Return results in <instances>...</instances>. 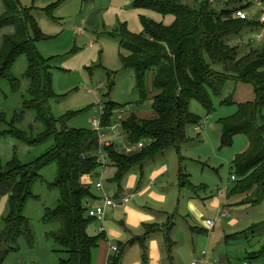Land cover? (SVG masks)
I'll return each instance as SVG.
<instances>
[{"label": "rangeland", "instance_id": "obj_1", "mask_svg": "<svg viewBox=\"0 0 264 264\" xmlns=\"http://www.w3.org/2000/svg\"><path fill=\"white\" fill-rule=\"evenodd\" d=\"M16 1L30 11L34 24L42 32L37 39L36 27L31 22L27 25L26 30L35 41L37 50L51 65L54 96L49 97V105L55 118L66 117L68 126L73 128L94 129V119H100L102 106L109 101L123 106L122 115L134 112L140 117H152V101L140 104L136 70L123 64L120 47L122 28L126 26L134 33H144L145 18L171 24L175 20L174 15H163L154 9L138 6L137 0ZM186 2L200 11L206 6L217 12L245 7L249 24L239 34H231L225 40L238 46L239 57L252 50L264 49V0ZM18 9L21 10L20 7ZM4 10L0 0V15ZM20 22L17 25H21ZM13 31L10 25L0 30V49L3 35ZM213 67L223 70L220 64ZM27 68V57L19 56L12 68L21 80L19 91H14L8 81H0V112L7 116V123L1 128H9L15 121L21 129L36 136L43 130V124L37 121L34 108L24 106L25 101L31 98L29 80L25 76ZM151 82L149 76L148 86ZM212 99L214 109L211 113L199 100L190 101V108L199 117V123L187 125L188 140L181 147L182 161L176 149L170 148L147 161L143 167L144 174L140 167H136L125 176L122 186L125 193L133 194L131 201L124 206L118 203L116 209L107 214L106 223L101 222L107 227L113 245L119 246V242L128 244L129 228L134 233L144 234L145 220L159 222L162 228L166 224L173 225L171 238L174 247L171 252L166 229L157 232L154 238L165 264H191L194 260L201 264H213L215 261L220 264H264V200L253 205H232L240 197L230 196L234 186L233 175L237 174L233 161L238 154L250 148V141L247 135L237 134L232 146L223 147L220 123L222 117L237 111L239 103L256 101L257 93L253 83L230 79L223 93L213 95ZM224 100L230 103H223ZM121 134L113 136L112 140L120 148L127 149L128 142ZM52 143L50 140L31 146L11 135L0 136V161L5 165L17 154L22 161L30 162ZM181 167L197 190L180 186ZM40 173L44 181L35 184L33 192L37 197L27 202L25 220L16 235L6 228V218L11 213L10 194H0V234L6 233L5 239L0 241V264H60L62 258L69 256L50 235L60 230L61 223L44 221L46 208H55L60 198L59 192L49 186L56 178L57 164L53 163ZM107 180L106 177L105 185L112 191L109 194L116 198L119 185ZM96 181V178H91L92 190H95ZM140 184L146 190L144 193L138 190ZM86 205L89 212V202ZM133 209L142 214L133 212ZM147 214L154 215L156 220L151 221ZM139 216L143 221L137 225ZM208 219L217 220L215 228L208 227ZM92 232L98 233L97 229ZM151 241L146 248L141 244L129 247L123 264H152ZM11 246L14 250L5 253ZM203 252L207 253V258Z\"/></svg>", "mask_w": 264, "mask_h": 264}, {"label": "trees", "instance_id": "obj_2", "mask_svg": "<svg viewBox=\"0 0 264 264\" xmlns=\"http://www.w3.org/2000/svg\"><path fill=\"white\" fill-rule=\"evenodd\" d=\"M4 12L0 15V30L6 25L13 26L12 33L4 34L0 49V81L6 80L14 91L21 88V80L13 73L17 58L25 55L28 68L25 76L29 80L30 99L25 108H34L37 121L43 130L36 136L16 125L2 129L7 116L0 112V136L11 135L28 145H41L50 140L52 145L40 156L24 162L15 154L3 165L0 161V194H10L11 213L6 218V228L13 235L24 222V210L32 197H37L33 188L44 181L41 170L53 163L57 164V175L49 184L59 192L60 198L55 208H46L44 221L60 222L61 228L50 235L61 245L69 256L60 264H94L93 251L103 239V233L92 235L90 225L97 218L89 215L86 203L94 197L91 178L98 173V151L100 137L94 129H77L68 126V119L58 120L51 112L49 97L54 96L51 65L37 50L35 41L26 28L33 23L37 39L42 32L34 24L30 11L18 5L16 0H2ZM138 6L154 9L163 15L172 14L174 22L165 24L144 19V33H134L124 26L120 47L121 57L126 67L134 68L137 74V88L141 92L140 104L152 101L151 118L127 113L122 119V129L128 146L141 148L128 151L116 142L105 146L112 168L115 169L110 181L122 185L125 176L134 168L143 170L145 163L163 154L167 149H176L181 161V147L187 142V125L199 123V117L192 112L190 101L199 100L211 113L214 109L212 96L220 95L228 80L253 83L257 99L238 104L237 111L220 119L223 127V147H230L237 134H245L250 148L236 156L233 165L236 179L231 188V197H240L239 205L257 204L264 200V49L252 50L239 57L238 46L229 44L225 38L239 34L248 23V17L237 16L239 9H224L220 12L206 9L200 11L186 0H137ZM21 8V10L18 9ZM246 11V10H245ZM22 20L20 22V20ZM21 23V25H17ZM127 51L128 53H125ZM207 58L208 61H207ZM222 65L223 70L213 66ZM151 84L148 86V77ZM223 103H230L224 100ZM104 106L102 125L107 127L117 121L123 106L109 101ZM150 141L149 144L146 142ZM112 170V169H111ZM180 186L198 188L180 170ZM169 246L173 225L165 226ZM163 227V228H164ZM161 225H151L141 238L143 244L152 232L162 230ZM11 232L9 234H11ZM6 233L0 234L3 241ZM136 242L133 240L131 243ZM14 250L9 247L5 253ZM124 249L110 257L109 264H121Z\"/></svg>", "mask_w": 264, "mask_h": 264}, {"label": "crops", "instance_id": "obj_3", "mask_svg": "<svg viewBox=\"0 0 264 264\" xmlns=\"http://www.w3.org/2000/svg\"><path fill=\"white\" fill-rule=\"evenodd\" d=\"M114 172H115V170H113V168H112L111 172L108 175L105 176V180H106V177H107V179H108L107 181L108 182H112V181H110V179L114 175ZM141 172H142V174H144L143 173V170H141ZM93 178H96L97 181L99 179L98 177H93ZM105 180H104V188L103 189H98L96 187V183H97V181H96L95 186H93L94 187L93 189H95V190H93L94 197L89 200V204L90 205H95V204L103 203L106 196H110L111 198H113L109 194L112 191L110 189H108V186L105 185L106 184L105 183L106 182ZM123 182H124V180H123ZM123 182H122V184H124ZM118 188H119V191H118L117 195H115L116 198H114V199L116 201H119L120 206H124V205H126L127 203H129L131 201V199L133 197V194H131V192L125 193V188H123L122 185L121 186H118ZM138 190L140 192H142V193H144L146 191L145 189L141 188V184L139 185ZM113 192H114V190H113ZM118 197H120V198H118ZM239 200H237V201H235V203H231V204L232 205H239V204L236 203ZM116 207H117V205L115 207H109V208H107V212H106L105 219L103 221L102 220H99V219L94 220L93 223L89 227V231H90V233L92 235H100L101 233H103V239L101 240L99 246L97 248H95L94 251H93V262H94V264H109L110 257L113 254H116V253H118L119 251H121L123 249L125 251L124 256L126 257V255H128L126 253H128V251L130 250L129 247H132L134 244H141V245H143L146 248V246H147V244H148V242H149L150 239H152L151 244H152V247H153L152 248V254H151V258H152V261H153L152 264H165V263H163L162 258L160 257L161 250H160L159 244L154 239L155 236H156V234H157V232L162 231V230H158V231L152 232L149 235L148 239L146 241H144L143 244L141 243V238L144 237V235H146V233L149 230V226H151V225H162L159 222H145V220L143 221L141 219V217L139 216V220H138L137 225H139V223H141L143 221V226H144V228H146L144 234L134 233L133 231L130 230L131 228H129V234L127 235L128 239H126L128 241V244L124 245L123 242H119L120 245L117 246V244L116 245H113V243H111L110 236L107 233V231H108L107 230V227L105 225H103V224L106 223L105 221L107 220V214L109 212L114 211L116 209ZM132 211L133 212H136V213H139V214H142V212L137 211L136 209H133ZM133 215L137 216V214H135V213H133ZM146 216L150 217V220L151 221L156 220V217L154 215L150 216V215L147 214ZM101 222L102 223L105 222V223L101 224ZM216 222H217V220H216ZM97 223H98V226L95 227V225ZM165 226H169V224H166ZM100 227H105L104 232H101L100 231ZM94 229H97L98 233L97 232L96 233L92 232V230H94ZM163 229H166V227H164ZM172 230H173V228H172ZM172 230H171V233H172ZM166 234H167V231H166ZM133 240H136V242L131 243ZM166 240H167V236H166ZM167 243H168V250L171 252L172 249H173V247H174V244L172 245V248H171V246H169V242L168 241H167ZM173 243H174V241H173ZM113 246L114 247H117L118 250L117 251H113V249H112ZM203 254L206 257V254L207 253L206 252H203ZM170 255H171V253H170ZM172 257H175V256L172 254ZM124 260H125V258H123V261H122L121 264L124 263ZM172 261L174 262V260H172ZM172 264H174V263H172Z\"/></svg>", "mask_w": 264, "mask_h": 264}, {"label": "built area", "instance_id": "obj_4", "mask_svg": "<svg viewBox=\"0 0 264 264\" xmlns=\"http://www.w3.org/2000/svg\"><path fill=\"white\" fill-rule=\"evenodd\" d=\"M237 16L242 18V19H246L248 17V14L245 10L243 9H239L237 11ZM262 21L264 22V16L262 17ZM102 114L104 113V106H102ZM102 114L100 119L99 118H95L93 123L95 126V129L98 131L99 133V137H100V149L98 151V162L100 164L98 173L96 174L95 177H98V181L96 183V187L98 189H103L104 188V178L106 175H108L111 172L112 169V162L110 160V156L109 153L106 152L104 150L105 146L110 145L113 140L112 137L115 135H118L120 132L123 133L121 135L125 136L124 131L122 129V119L124 118V115H122L121 113H119L117 121L115 123H113L110 126L107 127H103L102 125ZM144 143L141 142L138 144V146L131 147L128 146L127 150L128 151H132L133 149H138L143 147ZM236 179L235 175H233V180ZM118 201H116L114 198H111L110 196H106L104 199L103 203H99V204H95V205H90L89 204V215L92 217H95L99 220H104L105 216H106V212H107V208L109 207H115L116 205H118ZM207 225L210 229L215 228L216 226V220L213 219H208L207 220ZM105 227H100V231L104 232ZM113 251H117L118 248L117 247H112ZM191 264H201V262L199 260H194L191 262ZM213 264H220L218 262H214Z\"/></svg>", "mask_w": 264, "mask_h": 264}]
</instances>
